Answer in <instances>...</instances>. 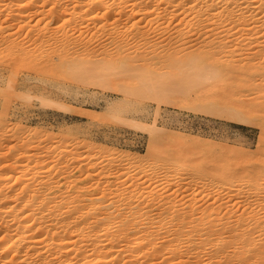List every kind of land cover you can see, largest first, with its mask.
Returning a JSON list of instances; mask_svg holds the SVG:
<instances>
[{"label": "bare ground", "instance_id": "bare-ground-1", "mask_svg": "<svg viewBox=\"0 0 264 264\" xmlns=\"http://www.w3.org/2000/svg\"><path fill=\"white\" fill-rule=\"evenodd\" d=\"M39 1L0 0L1 30L13 25L23 26V22L29 21H25L27 17L41 14L51 2V9L47 11L50 21L61 22L53 34H44V42H48L52 54L49 51L47 58L43 54L46 60L41 66L35 61L33 66L40 67L39 72L51 70L54 61L63 57L72 61L74 73L87 74L88 77L94 75L102 81L111 74L115 77L117 73L131 69L133 57L144 61L156 59L160 65L176 67L174 73H179L176 82L189 85L197 95L202 88L209 87L208 96L212 97L209 104L235 101L236 104L229 109L235 119L243 121L255 113L254 107L247 108L253 100L252 93L257 96L255 107L264 111V0H41V4ZM37 4L40 8L31 11ZM32 6L29 12L27 8ZM109 19L119 21L122 26L118 27L119 33H115L111 41L109 36L104 39L119 45V50L112 61L105 58L101 63L89 65L94 48L88 46L93 43L105 46L103 40H96L93 34L104 33ZM86 21L85 28L82 24ZM65 23L71 25L69 30H65ZM89 23L94 24L95 29L86 39L85 32L91 31L87 27ZM30 30L26 33L28 38L33 35ZM59 31L61 35L56 36ZM158 32L160 38L156 43L161 44V49L152 51L150 38ZM33 36L26 44L14 41L16 36L11 41L2 35L0 45L8 43L7 54L12 53L15 60L21 59L18 57L30 59L33 52L29 54V48L34 51L35 39L42 37L41 34ZM131 40L134 43L129 47ZM80 46L87 51L82 54L84 57L70 50ZM123 47H134L133 51L143 48L144 54L131 57L124 53ZM105 55L107 57V53ZM33 56L39 59L33 54L31 60H35ZM9 58L12 63L15 61L12 56ZM9 60L5 64H9ZM134 68L129 70H133L128 72L129 75L138 74V71L134 74ZM150 74L142 76L144 80L140 78L142 88L155 82L150 80ZM158 80L156 82L161 80V86H157L162 94L177 89L171 82L164 83L163 77ZM125 86L127 90L131 88L130 84L123 85V88ZM223 86L229 89L222 91ZM185 88L183 93H186ZM244 95H250L251 99L241 98ZM238 113L247 115L240 117ZM150 130L158 139L160 134L154 125ZM156 139L153 145L157 144ZM19 145H12L8 152L0 151V264H149L148 261L150 264H164L167 259L175 260L170 263L174 264L191 257L196 261L204 260V264L211 261L215 264H264V185L259 186L264 182L263 161L255 164L257 167L252 165L254 169L244 167L249 171L246 175L238 174L237 169L229 171L224 168L215 169L213 175L209 173L222 179L221 188L225 189L226 197L236 199L232 206L222 205V202L216 204L221 200L218 197L212 204L198 206L193 196H190L191 205L184 206L183 201L178 202L180 194L177 190V193L158 197L149 191L148 200L144 199L146 195L137 192L145 182L155 186L157 176L170 185L169 180L172 181L176 171L184 169V165L175 160L172 164L166 162L170 158L166 155L160 157L156 146L150 149L147 165L142 162L132 165L139 168L142 179L137 181L134 177L136 181L133 179L130 183L132 188L124 194L110 188L114 180V174L107 172L110 170V155L92 145L79 154L66 150L63 145L52 149L46 146L37 155L19 152ZM52 153L56 159H63L60 174L64 177L70 176L69 165L77 163L80 184L70 178V185H67L74 191L70 188L71 192H61L58 176L40 170V162ZM123 157L119 153L112 160ZM162 158H168L164 162L170 167L164 165L168 169L160 172L158 168L164 163ZM243 179H253L256 185L245 188L240 184L244 183ZM86 181L91 182V187L85 184ZM166 184L163 188L167 187ZM186 206L189 207L185 209ZM219 237L229 238V246L217 241ZM139 249L142 252L138 253Z\"/></svg>", "mask_w": 264, "mask_h": 264}, {"label": "rangeland", "instance_id": "rangeland-1", "mask_svg": "<svg viewBox=\"0 0 264 264\" xmlns=\"http://www.w3.org/2000/svg\"><path fill=\"white\" fill-rule=\"evenodd\" d=\"M39 2L41 4V0ZM50 3L46 4L43 8L44 12L42 11L41 14L33 15V18L29 16L31 19L27 17L28 19H25V21H29L23 22L24 25L21 23L23 26L13 25L10 28H3L4 30L0 28V36L9 37L11 41L16 36L14 41L20 40L26 43L33 35H42L39 39H35L34 43L38 45L35 47L34 44V47H32L35 48L34 51L29 48V54L33 52L34 55L39 57L38 59L33 56L35 58V60L32 59L33 62H31V55L33 54H30V59L26 58L28 60L23 59L25 57H18L22 60H15L11 53L12 60H15L12 63L9 60V57H11L9 55L10 52L8 51L9 53L7 54L5 49L8 43L7 45L6 43L0 45V143L2 142L0 151L8 152L12 145L21 143L18 151L24 154L34 153L37 155L45 150L46 146L52 149V147L57 145H63L66 150L70 152L76 151L75 153L79 154L87 146L92 145L100 152L110 155V165L108 164L110 170L107 172L111 171L114 174V180L110 183V188H116L118 191L127 194L132 188L130 183L135 178L138 181L142 177L141 171L138 170L139 168L136 169L132 165L141 162L147 165L150 162V149L156 146L159 149L157 154L160 157L166 155L172 160L167 158L169 162L167 159L166 161L165 158H162L163 162L166 161L170 164L175 160L177 163L184 165V169L182 172L176 171L175 179L172 178L173 182L170 180V183L168 182L170 185L166 184L167 182L159 176L155 178V186L145 182L137 191L141 193V196L146 195L145 200H148L149 196L147 195L151 191L156 197L179 191L180 195L177 197L180 198L178 199L175 196L174 198L175 200L178 199L179 201L176 200L178 202L183 201L184 206L187 204L191 205L190 196L195 197L194 200H197L195 204L198 206L212 204L213 199L217 197L221 200H217L216 204L222 202V205L225 203V205L232 206L236 199L234 197H226L224 194L225 189L221 188L223 185L222 179L215 175L210 176L209 173L213 175V172H216L217 169L224 168L229 171L237 169L238 174L246 175L249 174V171L243 169L244 167L254 169L252 165L264 162V111H261V109L257 110L258 107H255L256 94H250L253 103L251 102V105L247 107L251 109L254 107L255 113L250 115L251 118L242 121L241 119L233 118L230 114V106H234L236 104L235 101H222L219 104L216 101L214 104H209L208 101L212 100V97L208 96L209 87L202 88L203 90L197 95L189 85L184 84L182 86L180 82H176L179 79V73H174L177 72L174 71L177 70L175 69L176 67L160 65L156 59L144 61L138 60V57H133L132 60L134 62H131H133L132 65L134 66L132 68H137L138 74L134 68V74L136 73L137 75L128 74V72L133 71H129L131 68L125 73H117V79L116 75L114 77L111 74L109 76L110 80L109 78H104L102 81H100V77H95L94 75L93 77L91 75L88 77L87 74L79 75L74 73L75 71L71 70L72 61L68 58L63 59V57L60 58L61 60L54 59L55 65L51 70L39 72L40 67L38 69L36 68L37 65H33L39 61L37 64L41 66L45 56L47 58L51 50L48 48V42H44V34L54 32L58 27L57 25L61 22L50 21L47 13L51 9ZM37 5L34 6L36 8L32 6L27 8V10L32 8L31 11L38 10L40 5ZM30 10L29 12H31ZM66 17L69 18L70 15ZM66 17L65 19H67ZM87 22L82 24V26L85 25L84 27L86 28ZM119 23V21L109 19L103 31L104 33L99 31L93 34L94 37L96 36V40H103L102 42L105 46H96L95 43L91 44L92 46H88L94 48L92 49L94 53H91L92 60L89 58L91 60H89L90 63L88 61L86 64L96 65L98 61L101 63L105 58L111 61L115 58V53L120 46L113 42L108 43V40L110 39L111 41L115 37L114 34L119 33L120 29L118 27L122 26ZM93 25L92 23L88 24L87 27L91 31L89 33L85 32L84 36L86 39L90 37L91 32L95 29H93ZM65 27V30H69L71 25L65 23ZM29 30L33 35L28 38L26 33ZM121 30L124 29L121 28ZM69 32L73 31L70 30ZM7 34L13 35L14 38ZM73 34L76 35L77 32ZM60 35L61 31L56 33V36ZM106 36H109L108 40L104 39ZM159 38L160 33L154 35L152 39L150 38L152 51L161 49V44L156 43ZM30 41H32V38ZM133 43L132 40L129 41L128 46H132ZM129 47L122 48L128 56L144 54L143 48L133 51L134 47L128 49ZM70 50H73L75 55L79 54L80 57H84L82 54L87 52L83 46ZM105 53H107V57H105ZM43 56L44 58H42ZM8 60L11 64L10 62L5 64ZM161 71L166 72L164 74ZM152 72L154 73L150 74ZM139 73L143 74L142 76L150 74V80H155V82L151 80L154 83L149 81L154 84V86L153 84L149 85L151 89L150 87H141L139 83L143 77ZM162 77L164 83L171 82L174 87H177L175 91H172L173 93L166 95L160 92L158 86H161L160 79ZM156 80L160 83L156 82ZM126 84H130L131 88H128V90L126 86L123 88V85ZM180 86L186 87L184 89L186 93H183V88L182 92H180ZM228 89L229 87L223 86L221 90L225 91ZM250 95L248 97L244 95L241 98L251 99ZM244 114L245 116L247 115L246 113H238L240 117L244 116ZM152 125L155 126L160 134L158 139L152 136L151 130V132L149 131ZM154 139L158 141L156 145H153L155 143ZM36 140L43 142H37ZM119 153L124 155V157L112 160V157ZM53 155L54 153L51 156L49 155L50 159L47 158L40 162V170H44L45 174H56L60 180L58 183L61 186L60 191L63 193L71 192L73 188L67 186L70 185L68 183L70 178L80 184L79 177L81 176L79 175L77 163L69 165L70 176H67L69 177L67 178L60 174L63 159L58 160ZM166 162L163 163V166H160L161 168H158L160 172L164 171V168L170 167ZM200 168H203L201 169L202 171H199ZM118 176L119 178H117ZM201 182H204V185ZM242 182L244 183L240 184L244 185L245 188L252 187L251 184L256 185L253 179L249 181L243 179ZM234 183L239 182L234 181ZM85 184L91 187V182L86 181ZM165 184L167 187L163 188ZM102 185L104 186V184ZM261 185H264V182L259 184V186ZM183 192L186 193L184 194ZM219 238L216 240L222 244L224 243V246H229L228 243L231 242L229 238ZM148 244L144 246V250H146ZM140 252H142V249L138 250V253ZM196 260L191 257L183 263L174 264H204L205 262L204 260ZM174 261L167 259L164 264H170ZM148 263L150 264V261ZM210 264H215V261H211Z\"/></svg>", "mask_w": 264, "mask_h": 264}]
</instances>
